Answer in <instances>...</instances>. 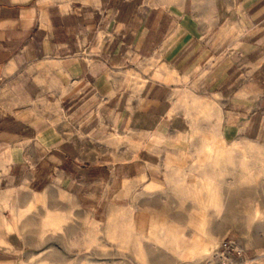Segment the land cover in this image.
<instances>
[{"label":"crops","instance_id":"0c3cea01","mask_svg":"<svg viewBox=\"0 0 264 264\" xmlns=\"http://www.w3.org/2000/svg\"><path fill=\"white\" fill-rule=\"evenodd\" d=\"M250 146L264 148V0H0V264L52 263L35 252L54 243L47 220L93 168L156 196L162 171Z\"/></svg>","mask_w":264,"mask_h":264},{"label":"rangeland","instance_id":"374dc122","mask_svg":"<svg viewBox=\"0 0 264 264\" xmlns=\"http://www.w3.org/2000/svg\"><path fill=\"white\" fill-rule=\"evenodd\" d=\"M206 152L207 166L162 171L172 180L156 196L93 168L83 197L47 220L53 245L35 252H53L51 264H206L223 253L226 264H264V148ZM185 172L196 176L178 181Z\"/></svg>","mask_w":264,"mask_h":264}]
</instances>
